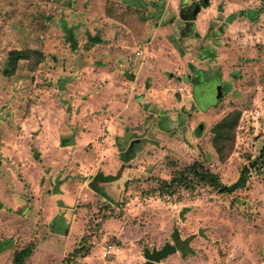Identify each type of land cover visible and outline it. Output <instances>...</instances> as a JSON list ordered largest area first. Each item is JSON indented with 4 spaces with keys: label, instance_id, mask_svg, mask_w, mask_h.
Listing matches in <instances>:
<instances>
[{
    "label": "rangeland",
    "instance_id": "1",
    "mask_svg": "<svg viewBox=\"0 0 264 264\" xmlns=\"http://www.w3.org/2000/svg\"><path fill=\"white\" fill-rule=\"evenodd\" d=\"M196 1L0 0V264L26 245V264H65L82 246L72 264H143L167 241L181 249L156 264H264V163L251 165L264 143V0H209L199 35L183 37L181 6ZM97 31L105 42L85 49ZM13 48L46 59L6 75ZM235 109L222 159L212 128ZM197 160L227 184L249 166L247 185L159 192ZM109 243L122 250L105 256Z\"/></svg>",
    "mask_w": 264,
    "mask_h": 264
},
{
    "label": "trees",
    "instance_id": "2",
    "mask_svg": "<svg viewBox=\"0 0 264 264\" xmlns=\"http://www.w3.org/2000/svg\"><path fill=\"white\" fill-rule=\"evenodd\" d=\"M209 5V0H202V3L196 1L191 4H187V6H181V17L186 21V24L183 26L182 36H197L198 31L196 30L194 12H198L201 5ZM264 10V2L261 7ZM232 16L229 18L232 20ZM61 26L63 30V35L65 39L71 44V48L76 49L79 45V38L75 32V28L70 26L68 22L61 18ZM105 40L103 38L102 32L97 31L96 33L86 32V41L84 44L85 49H90L92 46L97 44L104 43ZM27 59L29 62L30 70H35L38 66L46 59V55L44 51L37 48H13L8 53V58L6 60L4 73L6 75H12L15 73L18 63L20 60ZM193 69L195 66L190 64ZM134 79V76L131 77ZM162 114H160L161 116ZM241 116V111L239 109H235L225 115L221 120H219L212 128L214 133L213 137V145L216 151L219 153L222 159H225L228 155H230L236 137V128L238 126L239 120ZM69 140V139H68ZM70 141V140H69ZM63 142H67L66 140ZM142 139L139 142H135L133 145V149L125 151V158L129 159L134 154V151L138 145H140ZM261 163H259V162ZM264 163V143L261 148V153L256 160L251 162V165L257 168L259 165ZM250 167L245 166L239 176V178L231 184L224 183L220 178L219 174L214 172L209 165L203 160H197L189 165H185L182 167H177L174 170L173 175L169 179H162L159 181L158 190L161 194H173L180 188L192 189L195 185H205L209 184L216 188L217 190L223 193H233L234 191L243 188L247 185L248 177L250 175ZM97 177H100L101 181L114 180L116 178L115 175H107L105 176L102 171L97 174ZM95 179V178H94ZM92 185L95 189L102 191V187L99 186L96 180H92ZM177 241L180 243V237H176ZM177 245V244H176ZM178 249L180 245H177ZM33 245H26L20 249L15 250L12 263L13 264H26L27 257L32 252ZM89 247H79L76 248L71 256V258H67L65 264L76 263V257L79 255H85L88 251ZM183 255H186L185 251L182 252ZM75 259V260H74Z\"/></svg>",
    "mask_w": 264,
    "mask_h": 264
},
{
    "label": "water",
    "instance_id": "3",
    "mask_svg": "<svg viewBox=\"0 0 264 264\" xmlns=\"http://www.w3.org/2000/svg\"><path fill=\"white\" fill-rule=\"evenodd\" d=\"M197 11L194 12V16H196ZM173 73L171 74V76ZM203 124L200 125V129H202ZM140 138H135L133 141H131V144L128 148V151L132 149V146L135 142H139ZM178 251V247L176 244L167 241L165 244H163L161 247L154 246L152 248L145 247L144 248V256L146 258L145 262L143 264H156L159 262L162 258L167 257L168 255L175 253ZM132 264V263H127Z\"/></svg>",
    "mask_w": 264,
    "mask_h": 264
},
{
    "label": "built area",
    "instance_id": "4",
    "mask_svg": "<svg viewBox=\"0 0 264 264\" xmlns=\"http://www.w3.org/2000/svg\"><path fill=\"white\" fill-rule=\"evenodd\" d=\"M142 51H138V54H141ZM182 90L184 89V87H180ZM261 111L257 110V116L260 115ZM122 250L121 244L118 243H109L107 245H105L104 247V255L108 256L110 254H116L118 252H120Z\"/></svg>",
    "mask_w": 264,
    "mask_h": 264
},
{
    "label": "flooded vegetation",
    "instance_id": "5",
    "mask_svg": "<svg viewBox=\"0 0 264 264\" xmlns=\"http://www.w3.org/2000/svg\"><path fill=\"white\" fill-rule=\"evenodd\" d=\"M194 77H195V75H193L192 76V79L194 80ZM195 83H199V81L197 80V78H196V80L194 81Z\"/></svg>",
    "mask_w": 264,
    "mask_h": 264
}]
</instances>
